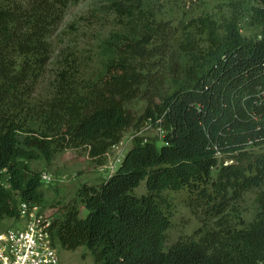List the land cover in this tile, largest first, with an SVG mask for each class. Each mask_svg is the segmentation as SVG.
<instances>
[{
    "label": "trees",
    "instance_id": "trees-1",
    "mask_svg": "<svg viewBox=\"0 0 264 264\" xmlns=\"http://www.w3.org/2000/svg\"><path fill=\"white\" fill-rule=\"evenodd\" d=\"M78 1L0 0V221L18 218L21 201L44 202L43 172L31 162L85 149L103 165L126 130L147 122L162 144L138 137L114 173L83 185L87 214L68 204L54 218V244L87 247L96 264L264 262V0H185L192 15L177 26L158 19L160 0L116 2L122 16L138 18L115 37L103 77L79 85L63 71L55 91L32 103L50 35ZM139 96L148 102L141 116L127 107ZM185 189L215 216L257 189V213L166 248L171 220L160 195Z\"/></svg>",
    "mask_w": 264,
    "mask_h": 264
},
{
    "label": "rangeland",
    "instance_id": "rangeland-1",
    "mask_svg": "<svg viewBox=\"0 0 264 264\" xmlns=\"http://www.w3.org/2000/svg\"><path fill=\"white\" fill-rule=\"evenodd\" d=\"M116 2L124 7L131 3L130 0H79L67 7L50 35L51 58L34 86L32 103L42 102L55 91L63 71H67L79 85L93 83L103 77L106 63L113 57L111 46L117 42L115 37L118 33L132 31L138 18L137 13L132 17L122 16ZM150 3L143 6L147 7ZM154 5L152 9L158 19L170 21L174 26L183 25L193 11V6L185 0H160ZM244 33L250 34V30ZM174 60L175 55L171 53L166 62L171 64ZM147 105V100L139 96L129 102L127 107L135 115L141 116ZM138 137L157 140L158 145L162 144L159 128L147 122L138 123L124 132L122 141L109 151L103 165L93 162L85 149H65L50 161L39 159L31 162L32 169L52 177V181L43 187L45 199L41 205L45 211L57 218L68 204L79 202V189L83 185H97L114 173ZM227 163L231 161L227 160ZM147 191V184L143 182L135 193L140 196ZM257 191L253 189L244 193L221 216L211 215L210 205L197 200L186 189L162 192L160 202L171 220L165 247H170L181 238L193 237L200 228L221 231L238 226V216L251 222L257 213ZM78 207L81 216L85 217V206L79 202ZM20 224L18 218H7L0 221V229L18 227ZM57 248L59 264H96L87 247L71 251L62 248L57 241Z\"/></svg>",
    "mask_w": 264,
    "mask_h": 264
},
{
    "label": "built area",
    "instance_id": "built-area-1",
    "mask_svg": "<svg viewBox=\"0 0 264 264\" xmlns=\"http://www.w3.org/2000/svg\"><path fill=\"white\" fill-rule=\"evenodd\" d=\"M42 181L50 183L52 177L43 173ZM18 211L21 224L0 229V264H59L58 248L52 237V215L33 201H21Z\"/></svg>",
    "mask_w": 264,
    "mask_h": 264
}]
</instances>
